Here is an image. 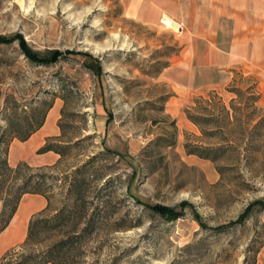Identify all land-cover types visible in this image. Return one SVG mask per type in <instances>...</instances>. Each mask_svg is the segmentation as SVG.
<instances>
[{"label":"rangeland","instance_id":"374dc122","mask_svg":"<svg viewBox=\"0 0 264 264\" xmlns=\"http://www.w3.org/2000/svg\"><path fill=\"white\" fill-rule=\"evenodd\" d=\"M164 23L127 18L124 0H0V38L8 42L0 43V134L8 120L26 130L30 107L50 102L46 118L55 105L54 137L69 144L56 168L40 169L59 178L35 215L50 217L66 203L80 166L87 215L79 227L105 199L66 264H264V125L228 123L231 144L216 161L186 149L217 141L204 134L214 125L204 124L206 108L218 109L205 103L209 94L232 120L235 86L254 84L264 109V76L237 67L213 87L184 90L175 83L184 75L169 69L184 43L179 27ZM23 240L6 249L0 241V256Z\"/></svg>","mask_w":264,"mask_h":264},{"label":"crops","instance_id":"0c3cea01","mask_svg":"<svg viewBox=\"0 0 264 264\" xmlns=\"http://www.w3.org/2000/svg\"><path fill=\"white\" fill-rule=\"evenodd\" d=\"M124 15L150 24L170 20L179 27L184 51L169 69L184 75L185 80L175 81L184 90L213 87L219 75L237 67L264 76V0H124ZM57 108H50L42 125L27 139L11 141V165L19 160L32 166L51 165L59 160L60 154L54 150L37 152L48 137L60 134ZM47 204L43 194L24 193L0 232L2 249L22 241L30 218L44 211ZM1 207L0 201V210Z\"/></svg>","mask_w":264,"mask_h":264},{"label":"trees","instance_id":"16d2710c","mask_svg":"<svg viewBox=\"0 0 264 264\" xmlns=\"http://www.w3.org/2000/svg\"><path fill=\"white\" fill-rule=\"evenodd\" d=\"M8 43L0 38V43ZM23 49V48H22ZM24 54L25 49L22 50ZM234 92L236 97L231 100V106L234 112L232 120L229 116V109L221 102V99L216 94H209V98L205 99L207 105H218L217 111L206 108L204 112V124L212 121L210 127L204 125V134H210L217 138L213 144L204 145V147L193 146L186 143V149L189 153H196L204 158L211 160H218L227 151L232 140L231 134H228L230 129L228 123L237 122L242 130L246 129V122L257 119L254 127H261L264 125V109L257 105L259 99V92L255 90V85L251 86H235ZM239 103L237 104L236 103ZM51 103H47L45 109H39L37 105L30 107L31 117L24 116L27 123V129L21 131L24 124L20 122H13L8 120L6 129H3L0 134V201L2 207L0 210V232L7 226L12 218L21 196L26 192L43 194L49 203L52 184L59 178L57 173L49 171H41L40 169H54L59 164L32 166L25 160H19L15 165H11L8 161V147L10 141L16 137L20 140H25L29 135L39 128L45 118L46 111ZM30 121L29 118H33ZM188 118L195 120L188 113ZM217 120V121H215ZM216 123H213V122ZM48 137L43 145H41L37 152H44L47 150H54L60 154V158L66 154L65 148L69 143L60 142V138ZM231 144V143H230ZM221 171V166H217ZM86 169L85 166L75 168L71 174L66 187V203H64L56 212L46 217L41 214L32 216L29 220L27 234L21 244L16 247L8 249L0 256V264H46L51 262L53 264H66V251L70 249L72 244L80 237L87 235L92 231L95 225L94 215L95 211L101 209L105 204L103 197L102 205H96L94 212L90 213L84 225L79 227L87 215L85 200L86 190ZM107 181V180H106ZM108 183V182H107ZM106 182L102 184L99 192L103 191L107 185ZM101 207V208H100ZM155 207V206H154ZM162 213L166 211L165 207L160 210ZM75 219V220H74ZM65 229L66 236L59 237L52 242L43 244L46 234L50 231L62 232V226H68ZM75 240V241H74Z\"/></svg>","mask_w":264,"mask_h":264}]
</instances>
